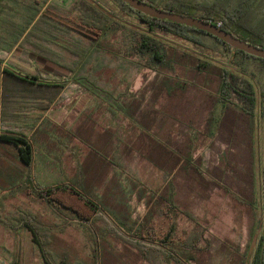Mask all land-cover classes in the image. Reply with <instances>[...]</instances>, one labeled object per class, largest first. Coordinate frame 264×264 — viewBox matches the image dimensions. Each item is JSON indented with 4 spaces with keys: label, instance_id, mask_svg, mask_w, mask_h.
<instances>
[{
    "label": "trees",
    "instance_id": "1",
    "mask_svg": "<svg viewBox=\"0 0 264 264\" xmlns=\"http://www.w3.org/2000/svg\"><path fill=\"white\" fill-rule=\"evenodd\" d=\"M4 1L15 8L5 6ZM116 1L124 10L136 15L147 31L127 28L89 0H76L69 11L50 0H0V26H6L5 33L12 37L7 42L8 49L0 53V222L5 223L3 213H14L8 210L6 201L20 192L28 206L49 208L56 215L82 226L85 237L95 244V249L92 257L76 264H154L155 260L162 264H202L201 224L192 211L186 209L187 202L176 196L174 182L178 175L188 179L189 193L202 195L201 198L205 197L203 192L208 196L214 190L230 195L248 209L253 230L256 184L252 135L257 104L264 103V60L234 50L195 28L151 18L121 0ZM141 1L162 11L211 23L243 42L264 49V0ZM157 31L193 44L203 52L220 53L226 59V67L168 45L152 35ZM119 32L126 39L122 51L110 41ZM53 46L64 49L75 60L65 62ZM99 52L140 58L148 69L156 72L155 78L138 97L129 101L124 97L116 98L81 76L90 58ZM260 84L262 103L257 94ZM75 85L92 97L96 106L77 107L78 120L73 127L65 129L42 115L29 116L31 111H47L52 105L61 104L68 89H77ZM200 85L212 91L205 100L209 117L204 126V133L211 141L205 154L194 159L192 119H186L183 104L172 103L176 99L185 100L188 90H198ZM10 86L33 95L47 92L57 97L44 101L12 99ZM144 93H150L148 100H143ZM162 97L167 106L160 110L158 103ZM36 104L48 105L44 108ZM218 104L223 109L217 120ZM101 110L138 128L135 142H124L116 130L98 132L95 115ZM173 118L180 119L175 130L182 137V146H178L177 135L171 131L166 135L158 132L169 119L173 126ZM220 140L233 142L234 147L244 142L247 148L248 200L233 193L222 184V179L212 175L210 153ZM67 142H75L87 151L85 155L81 153L82 160L74 174L45 186L39 178L41 170L33 179L30 173L38 157L44 163L51 158L55 161ZM132 153L164 174L166 179L161 189L151 191L126 174V158ZM134 199L145 208L139 218L134 217L132 210ZM15 209L23 215H12L15 223L11 226L19 229L17 223H20L21 229L30 234L44 264H54L50 259L53 256L51 244L41 241L38 232L49 222L38 211ZM179 213L197 227L187 237L184 235V239L177 236L175 217ZM160 221L169 222L162 235ZM247 246L242 254L232 252L229 264H264V231L251 260V245ZM55 262L74 263L64 253ZM11 264L22 262L15 260Z\"/></svg>",
    "mask_w": 264,
    "mask_h": 264
},
{
    "label": "rangeland",
    "instance_id": "2",
    "mask_svg": "<svg viewBox=\"0 0 264 264\" xmlns=\"http://www.w3.org/2000/svg\"><path fill=\"white\" fill-rule=\"evenodd\" d=\"M28 1L33 0H23V2ZM75 1L76 0H50L51 3L65 11L71 10ZM89 1L95 2L98 6L109 12L114 18L119 20V22L126 25L127 28L140 32L147 31L136 15L128 10H124L116 0ZM3 4H6L5 6L7 7L15 8L13 4L5 1ZM16 21L21 22L20 19H16ZM5 27L6 26H0V34H2L0 37V53L8 49L7 42L12 38L9 34L5 33ZM152 35L168 45L176 47L180 51L194 54L216 65L226 67V59L220 53L203 52L193 44L160 31L152 33ZM123 37L124 34L119 32L110 39L111 43H113L117 49L119 48L120 51L123 50V46L126 44V39ZM53 48L61 54L65 62H72L75 60V58L64 49L57 46H53ZM155 74L156 72L148 69L146 63L140 58L126 57L120 53L109 54L102 52L94 54L81 71V76L86 77L98 87L108 90L116 98L120 97V99H123L124 97L126 101L138 97L140 93L143 94L144 88L154 80ZM262 82L264 83V80H262ZM75 87L77 89H68L66 91V99L61 100V104L52 105L47 111H31L29 116L42 115L50 119L54 124L63 126L65 129L73 127L78 120L79 110L77 107L79 108V106L85 105V109H88L96 106V102L92 97L83 92V89L77 85H75ZM199 87L198 90L195 88L188 90L185 100L172 99L175 102L171 100L174 102L172 104H183V113L188 115L186 119H192L193 123L190 133L194 141V159L205 154L211 141V138L204 133V126L209 117L206 110L208 106H205V100L212 91L205 85H200ZM10 88V97L12 99L18 98L27 101L41 99L39 101H44V99L47 98L57 97L56 94L52 95L47 92L43 94L38 92V95H33V93H28L25 90L20 91L11 86ZM257 94L258 101L261 102V84L257 87ZM62 96L64 97V94ZM149 97L150 93H144L143 100H148ZM158 104L160 110L165 108L167 106L165 97H162ZM47 105L48 104H36L35 106L44 107ZM27 106L32 105L27 104ZM222 109L223 106L218 104L215 109L217 120L221 116ZM95 118L96 124L98 125L96 130L98 132L103 133V131L109 129L116 130L119 133V137L124 142L130 144L135 142L139 129L128 125L127 122L122 121L121 117L115 119L109 113L101 110V112L95 115ZM173 120V126L170 125L171 120L169 119L158 132L161 135H166L168 131H171L173 135H177L175 138L178 146H182V137L178 136L175 130V124L180 119L173 118ZM31 121V119H28V122ZM215 128L216 127H214L213 131ZM252 137L256 184V217L253 230H251L252 222L248 219V209L234 200L230 195L225 194L221 190H214L208 196H206L207 192H203L202 194H205V197L201 198L202 195L199 197L189 193L191 191V186L188 179H182L178 175L174 182L177 192L176 196L187 202L186 209L192 211L193 215L198 218L201 224L199 230L204 234L203 241L201 242L203 253L200 260L202 264H229L231 259L228 258L231 256V253L236 251L240 254L244 253L245 250L248 249L247 244L251 245L249 249V258L251 260L260 237L263 235L264 104H257L254 117V134ZM107 138L106 136L103 139L105 140ZM232 139L234 140L235 137L233 136ZM66 146L64 151H62L59 156H56V160L59 161L61 158L60 161L62 163L68 162V164L65 165V169L68 171L65 173L67 178L72 176L76 171L80 160H82L81 153L85 155L87 151H83L85 148L82 149L75 142H67ZM210 154V170L212 175H216L217 178L222 179V184L228 186L233 193L240 194L243 199L248 200L249 187L247 186L246 179L248 175V151L244 142H239L238 146L234 147L233 142L230 143L225 140L217 141ZM40 158L39 156L30 173L33 179H35V175L40 172L41 165H44V162H42ZM202 170L205 171V166L202 167ZM125 171L129 177L138 180L151 191L159 190L164 186L166 179L164 174L150 163L141 160L135 153L129 156L127 155ZM39 178H41V175ZM207 178L209 179V177ZM198 194H200V190ZM6 204H8V210L14 213H3L5 223L0 222V264H11L15 260H20L22 264H44V259L40 257L36 250L30 234L21 229L22 225L20 223H17L19 229H14L15 227L11 226V224L15 223V221L12 220V215L16 217L18 215H23L21 211L18 212V209H15L17 207L19 210L21 209L24 211L27 208H30L32 211H38L41 213V216H44L43 218L45 221L49 222L48 224L41 222L44 226H41L38 232L41 236V241L46 240L51 244L52 249L50 251L53 253V256L50 259L54 264H56L55 260H58L59 255L63 253L68 255L75 264L83 261L89 256H93L95 244L85 237L83 228L78 222L56 215L55 212L49 208L41 209L37 206H28L27 200L20 192H15L13 198L7 200ZM131 206L135 218H139L145 213L143 204L138 203L135 199L132 200ZM175 222L177 224V236L181 239H184V235L187 237L188 234L197 228L194 222L180 213L175 217ZM168 227V221H160V235L164 234ZM66 244L68 247L65 246ZM140 264L147 263L142 262ZM154 264H162V262L160 260H155Z\"/></svg>",
    "mask_w": 264,
    "mask_h": 264
},
{
    "label": "water",
    "instance_id": "3",
    "mask_svg": "<svg viewBox=\"0 0 264 264\" xmlns=\"http://www.w3.org/2000/svg\"><path fill=\"white\" fill-rule=\"evenodd\" d=\"M123 3L127 4L131 9L149 16L154 19L169 21L178 25H184L190 28H195L196 30L205 32L207 34L216 37L225 44L229 45L231 48L237 51H242L250 56L264 60V49L257 48L240 39L234 37L233 35L225 32L218 26H214L211 23L204 22L203 20L197 18H191L187 16L177 15L162 11L152 6L142 2L141 0H121Z\"/></svg>",
    "mask_w": 264,
    "mask_h": 264
},
{
    "label": "crops",
    "instance_id": "4",
    "mask_svg": "<svg viewBox=\"0 0 264 264\" xmlns=\"http://www.w3.org/2000/svg\"><path fill=\"white\" fill-rule=\"evenodd\" d=\"M60 160L53 161V159L51 158L46 160L44 165H41V171H43L41 172V183L43 186L50 183H55L62 179L66 180L65 173H67L68 171L65 169V165L68 164V162L62 163Z\"/></svg>",
    "mask_w": 264,
    "mask_h": 264
},
{
    "label": "flooded vegetation",
    "instance_id": "5",
    "mask_svg": "<svg viewBox=\"0 0 264 264\" xmlns=\"http://www.w3.org/2000/svg\"><path fill=\"white\" fill-rule=\"evenodd\" d=\"M264 104V103H263Z\"/></svg>",
    "mask_w": 264,
    "mask_h": 264
}]
</instances>
